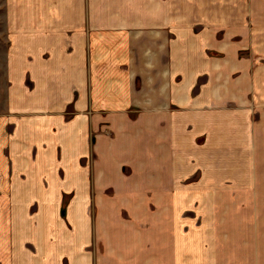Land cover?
I'll return each mask as SVG.
<instances>
[{
	"label": "crops",
	"instance_id": "1",
	"mask_svg": "<svg viewBox=\"0 0 264 264\" xmlns=\"http://www.w3.org/2000/svg\"><path fill=\"white\" fill-rule=\"evenodd\" d=\"M0 264H264V0H0Z\"/></svg>",
	"mask_w": 264,
	"mask_h": 264
},
{
	"label": "rangeland",
	"instance_id": "2",
	"mask_svg": "<svg viewBox=\"0 0 264 264\" xmlns=\"http://www.w3.org/2000/svg\"><path fill=\"white\" fill-rule=\"evenodd\" d=\"M65 211V209L63 210V212Z\"/></svg>",
	"mask_w": 264,
	"mask_h": 264
}]
</instances>
